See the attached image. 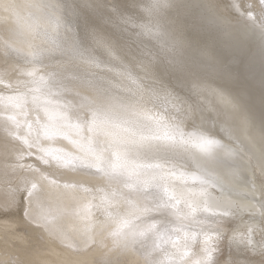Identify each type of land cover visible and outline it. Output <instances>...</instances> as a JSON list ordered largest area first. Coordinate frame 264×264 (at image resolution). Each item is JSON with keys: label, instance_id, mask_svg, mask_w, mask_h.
Here are the masks:
<instances>
[{"label": "snow or ice", "instance_id": "1", "mask_svg": "<svg viewBox=\"0 0 264 264\" xmlns=\"http://www.w3.org/2000/svg\"><path fill=\"white\" fill-rule=\"evenodd\" d=\"M171 6L151 0L137 16L112 3L99 15L142 45L131 62L96 27L83 45L60 0H29L19 30L0 40V264H249L218 260L224 241L264 252V132L254 135L242 103L192 72L189 54L205 70L219 61L180 26L164 28ZM79 8L98 15L93 0ZM233 10L264 39V0L246 10L230 0L212 22ZM234 35L224 27L226 41ZM161 70L183 75L198 104L170 90ZM206 112L229 142L203 130ZM58 139L70 147L50 146ZM17 209L53 247L18 251L31 244Z\"/></svg>", "mask_w": 264, "mask_h": 264}, {"label": "bare ground", "instance_id": "2", "mask_svg": "<svg viewBox=\"0 0 264 264\" xmlns=\"http://www.w3.org/2000/svg\"><path fill=\"white\" fill-rule=\"evenodd\" d=\"M5 2L15 4L24 2V0H5ZM28 2L29 0H26V3ZM82 2L83 0H60V3L68 11V20L74 31L78 33L83 45L87 46L89 43L87 28L96 27L117 43L125 61L131 62L134 57L139 55L142 45L135 36L131 32L117 27L114 18L113 23L102 24L99 15H110L108 8L112 3H116L126 14L142 16V6L151 3V0H93L97 6L98 15H89L81 10L79 6ZM228 3L230 0H174L166 14L160 16V21L168 30L180 26L185 39L189 41L192 48L208 47L214 51L219 61L214 71L202 69L199 66L200 62L189 54L192 72L200 76L210 86L226 90L239 100L243 110L251 118L252 133L259 137L264 132V39L249 21L234 10L228 14L227 19L219 17L218 21L213 23L211 17L215 14L216 9ZM238 3L242 10H246L250 0H238ZM73 6L80 11L78 16L71 14ZM25 15H27V10L17 8H12L9 11L0 10V40L6 34L19 30L21 24L18 19ZM225 26L235 34L230 41L223 38ZM159 75L164 84L180 98L188 103L198 104L197 98L184 85L185 77L183 75L163 70L159 72ZM213 119L214 116L205 113L203 130L214 138L229 142L220 127H212ZM2 124L3 110L0 108V125ZM199 125V120L195 124L189 122L188 130H194ZM233 133L237 137L242 135L239 121L233 122ZM49 143L50 146L57 148L68 146V142L62 139ZM16 212L18 215H15L14 219L19 223L20 230L29 238L31 244L29 249L18 250L22 255L31 258L33 253L46 252L54 246L47 240L41 229L23 218L22 210L17 209ZM236 226V223L230 224V228ZM7 247V245L0 244V253L3 249L7 250ZM230 255L237 259H246L249 264H257L260 259L258 254H253L250 249L242 245H232L230 241L222 242L218 260L223 261Z\"/></svg>", "mask_w": 264, "mask_h": 264}, {"label": "clouds", "instance_id": "3", "mask_svg": "<svg viewBox=\"0 0 264 264\" xmlns=\"http://www.w3.org/2000/svg\"><path fill=\"white\" fill-rule=\"evenodd\" d=\"M170 2L173 4L174 0H170ZM26 0H24V2H20V3H15V4H10V3H6L5 0H0V10L2 11H9L12 8H17V9H21V10H26L25 5H26ZM168 9V8H167ZM167 9H163L161 11V15L166 14ZM58 243V242H57ZM253 254H258L260 259L257 262V264H264V252H259V253H253Z\"/></svg>", "mask_w": 264, "mask_h": 264}]
</instances>
